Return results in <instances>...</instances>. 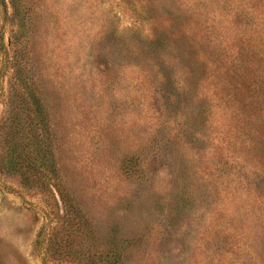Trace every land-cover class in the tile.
Instances as JSON below:
<instances>
[{
    "label": "rangeland",
    "instance_id": "1",
    "mask_svg": "<svg viewBox=\"0 0 264 264\" xmlns=\"http://www.w3.org/2000/svg\"><path fill=\"white\" fill-rule=\"evenodd\" d=\"M0 264H264V0H0Z\"/></svg>",
    "mask_w": 264,
    "mask_h": 264
}]
</instances>
